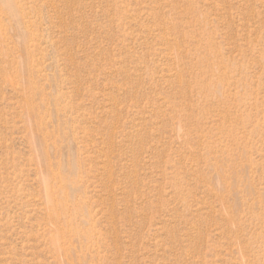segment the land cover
<instances>
[{"label": "rangeland", "instance_id": "obj_1", "mask_svg": "<svg viewBox=\"0 0 264 264\" xmlns=\"http://www.w3.org/2000/svg\"><path fill=\"white\" fill-rule=\"evenodd\" d=\"M0 264H264V0H0Z\"/></svg>", "mask_w": 264, "mask_h": 264}]
</instances>
